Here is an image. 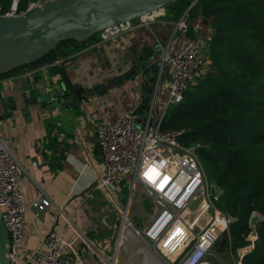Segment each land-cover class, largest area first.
<instances>
[{"label": "crops", "instance_id": "obj_1", "mask_svg": "<svg viewBox=\"0 0 264 264\" xmlns=\"http://www.w3.org/2000/svg\"><path fill=\"white\" fill-rule=\"evenodd\" d=\"M174 26L164 17L124 33L115 42L102 43L105 59L90 54L91 46L56 61L55 71L41 66L26 69L18 76L0 78V138L9 142L17 161L23 203L28 204L41 193L51 201L43 216L27 213L21 252L42 247L48 231L56 228L64 241L73 242L77 260L82 264H96L102 258L112 264H123L135 258L128 243L119 241V214L126 209L134 226L140 228L151 212V207L149 211L143 207L146 198L130 191L127 180L119 183L113 203L107 193L94 187L87 190L102 175L97 127L102 122L113 123L123 114L135 117L143 105L145 89L138 76L102 95L100 92L105 84L130 68L134 53L152 51L160 55ZM183 37L179 32L176 34L177 46ZM22 77L28 79L23 85L32 87L29 91L32 99L43 97L45 103L63 87L69 95L65 94L63 101L56 104L41 105L36 99L34 104L25 105L19 81ZM164 80L163 87L167 78ZM165 96L163 91L162 101ZM162 110L156 109L158 120ZM143 114L139 113V119ZM50 140L58 145L57 151L49 147ZM19 264H23L22 258ZM102 264L106 262L102 260Z\"/></svg>", "mask_w": 264, "mask_h": 264}, {"label": "built area", "instance_id": "obj_2", "mask_svg": "<svg viewBox=\"0 0 264 264\" xmlns=\"http://www.w3.org/2000/svg\"><path fill=\"white\" fill-rule=\"evenodd\" d=\"M47 1L50 0H38L25 12L18 13L17 0H13L9 11L0 17L23 15ZM187 12L175 22L168 44L160 52L159 84L152 110L142 118L143 129H139L133 115L123 114L113 123H100L96 130L102 175L94 188L107 193L113 203L119 183L127 180L130 191H137L151 203V212L140 228L134 226L126 209H121L119 214V241L128 243L133 256L140 257L144 264H213L210 257L221 248L223 241L229 242L227 233L232 219L216 207L221 191L205 181L195 154L200 145L182 147L177 141L180 132L159 129L167 110L182 102L184 91L197 70L204 40L202 19L198 18L193 25L195 37L187 38L185 32L190 21ZM165 16L166 10L161 8L103 29L97 33V43L93 46L115 42L124 33L153 24ZM178 32L184 35L179 46L174 41ZM166 66L168 74L164 75ZM163 91L166 94L164 101L161 98ZM156 109H163L160 120L155 117ZM19 177L9 142L0 138V212L9 237L11 264H19L21 258L23 264H82L77 260L73 242L64 241L56 228L48 231L42 247L21 252L27 213L41 217L51 206V201L41 193L24 204ZM252 217L258 220L260 215L254 212ZM251 218L246 237L250 245L241 249L237 264H242V257L257 240ZM102 260L112 264L103 258L96 264H102ZM131 260L135 259L131 257L123 264H129Z\"/></svg>", "mask_w": 264, "mask_h": 264}, {"label": "trees", "instance_id": "obj_3", "mask_svg": "<svg viewBox=\"0 0 264 264\" xmlns=\"http://www.w3.org/2000/svg\"><path fill=\"white\" fill-rule=\"evenodd\" d=\"M36 1L17 0V12ZM192 1L168 5L166 20L178 21ZM12 3L0 0V14ZM187 13V38L195 37L193 25L202 19V59L182 102L166 112L159 129L180 132L177 141L182 147L200 145L195 154L205 181L221 191L216 207L232 219L227 234L235 257L250 245L246 237L252 213L263 218H251L257 240L242 264H264V0H196ZM96 43L97 34L84 41L65 40L43 58L0 78L41 66L55 71L56 61ZM49 147L58 149L52 140Z\"/></svg>", "mask_w": 264, "mask_h": 264}, {"label": "water", "instance_id": "obj_4", "mask_svg": "<svg viewBox=\"0 0 264 264\" xmlns=\"http://www.w3.org/2000/svg\"><path fill=\"white\" fill-rule=\"evenodd\" d=\"M176 1L178 0H50L23 15L0 17V76L20 66L36 62L65 40L84 41L103 29L166 8ZM195 1L191 2L187 11ZM89 53L105 59L101 45L93 46ZM158 61L159 55L152 51L141 55L134 53L130 68L123 75L105 84L100 92L102 95L124 81L139 76L145 89L143 105L135 115L140 130L143 129L142 118L152 110L156 96L160 73ZM168 69V66L164 68V75L168 74ZM19 81L22 84L21 96L25 105L28 102L34 104L36 99L41 105L56 104L63 101L65 94L69 95V91L63 87L58 95L52 96V100L44 103L43 97H29L32 87L23 85L28 81L27 77H22ZM75 93L77 94V90ZM89 94L93 92L89 91ZM139 113H144L141 119L138 117ZM93 187L94 183L87 191ZM262 219L260 216L258 221ZM0 264H11L9 237L2 222L1 212Z\"/></svg>", "mask_w": 264, "mask_h": 264}, {"label": "rangeland", "instance_id": "obj_5", "mask_svg": "<svg viewBox=\"0 0 264 264\" xmlns=\"http://www.w3.org/2000/svg\"><path fill=\"white\" fill-rule=\"evenodd\" d=\"M201 59H202V55L199 54L198 60L200 61ZM201 64H202V66H204L203 62ZM171 108L172 107H170L167 111H169ZM209 182L212 184L211 181H209ZM143 207L145 208L146 211H149L150 207H151V203L150 202L148 203V201L145 199L143 201ZM193 208H194V206H193ZM228 243H225L223 241L221 248L219 250H216V252H214V256L210 257V260L212 261L213 264H237V261L239 258L238 255L240 252H242V250L237 251V257H235V255H233L230 252ZM116 264H119V263L116 262Z\"/></svg>", "mask_w": 264, "mask_h": 264}, {"label": "bare ground", "instance_id": "obj_6", "mask_svg": "<svg viewBox=\"0 0 264 264\" xmlns=\"http://www.w3.org/2000/svg\"><path fill=\"white\" fill-rule=\"evenodd\" d=\"M133 259L135 260H131L129 264H144L143 260L138 256H135Z\"/></svg>", "mask_w": 264, "mask_h": 264}]
</instances>
